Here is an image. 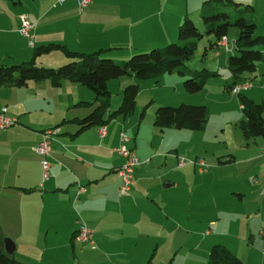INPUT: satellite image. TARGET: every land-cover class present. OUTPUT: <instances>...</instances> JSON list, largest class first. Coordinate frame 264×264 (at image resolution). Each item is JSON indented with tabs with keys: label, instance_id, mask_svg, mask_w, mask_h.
Instances as JSON below:
<instances>
[{
	"label": "crops",
	"instance_id": "0c3cea01",
	"mask_svg": "<svg viewBox=\"0 0 264 264\" xmlns=\"http://www.w3.org/2000/svg\"><path fill=\"white\" fill-rule=\"evenodd\" d=\"M204 1L93 0L81 11L77 0L62 3L0 0V62L12 65L29 61L34 58L35 48L51 43L81 53L107 50L102 57L124 62L136 53L177 42L179 27L186 17L204 28L201 19ZM235 1L254 8L256 32L264 34V30H259L258 15V12L264 14V0ZM20 14L33 23L31 36L19 31ZM237 36L231 40L227 36L229 51L223 46L213 49L236 54ZM208 39L216 40L214 36ZM200 47L206 52L205 67L216 69L219 62L208 58L213 49L206 42L199 43ZM260 49L264 52V46ZM228 59L225 56L224 63L228 64ZM36 61L56 67L67 63L68 58L60 50H53L39 55ZM260 69L264 70V65ZM164 76L167 77L162 82L172 83L168 85L174 87L176 95L183 93V77L176 72ZM127 77L108 82L109 89L118 85L122 96L118 106L110 104L105 117L120 107L124 88L137 78ZM229 79L222 82V92L232 83L231 74ZM250 88L249 84L241 92ZM137 100L129 115H117L104 124L81 129L78 119L89 115L98 105L89 87L72 81L54 86L49 79L29 81L24 86H0V109L5 107L7 115L17 119L15 125L0 132V235L14 241H62L46 247L25 243L22 250L18 246L14 255L18 260L26 264H146L148 261L167 264L157 257V252L150 254L151 247L158 244L153 242L157 239L155 229H171L180 224V228L192 230V218L182 214L193 205L194 176L204 178L208 173L201 172L196 163L180 166L177 149L175 154L167 156L163 146L154 145V138L146 142L147 134L143 131L149 129L156 134L155 128L159 127L148 126L144 119L146 108L138 114ZM55 127L60 128V133L52 140L48 158L51 167L45 177L44 156L36 146L43 132ZM121 131L128 135L126 145L139 159L134 169V184L129 194L122 196L118 169L125 158L116 151ZM263 148L254 157L240 161L231 155L224 163L259 160L264 158ZM183 152L189 154L190 150ZM253 183L260 188L253 191L245 184L228 185L223 195L242 201L248 194L261 193L264 182L258 183L256 179ZM80 187L85 191L79 193ZM80 218L92 231L89 241L75 236ZM246 220L241 223L242 232L238 236L233 234L228 241L244 242L248 235V250L236 253L234 243L222 242L234 254L239 253L246 264H257L255 260L251 262L250 255L253 248L256 255L257 241L264 246V217H257L254 223ZM123 226L136 231L131 239L119 229ZM1 249L5 252L3 245ZM174 250L170 247L168 251L171 254Z\"/></svg>",
	"mask_w": 264,
	"mask_h": 264
},
{
	"label": "rangeland",
	"instance_id": "374dc122",
	"mask_svg": "<svg viewBox=\"0 0 264 264\" xmlns=\"http://www.w3.org/2000/svg\"><path fill=\"white\" fill-rule=\"evenodd\" d=\"M226 9L231 12L234 18L236 12L234 13L233 8L228 6ZM258 15L259 30H264V14L258 12ZM199 29L204 31L202 26ZM238 34L239 29L231 27L228 35L229 39L231 40ZM256 34L259 33L256 32ZM203 42H206L210 48L211 41H209L207 36L199 41L201 44ZM215 49L210 52L208 58L209 61L219 62L216 69H210L211 72H219V75L210 78L216 80L209 82V79L204 89L200 92H187L183 81V93H180V91L176 95L174 87L168 85L172 83L162 82V79L167 76H163L159 81L156 79L134 78L135 82H132L139 85L138 114L146 108L144 119L148 123V126L152 125L154 127L155 111L158 107L178 106L184 103L189 105H205L209 110L208 123L204 129L199 131L177 129L173 126H168L164 129L155 128L156 134L149 129L143 131V134L145 132L147 134L148 139L146 138V142L147 140L150 142L154 138V145L159 144L163 146V150L167 156L175 154V150L177 149L179 159L186 160V163H196L198 168L199 162L203 160L205 164L204 171L208 173V175H204V178L194 176L193 205L190 207V211L182 214L183 216L186 215V217L190 216L192 218V230L187 231L180 228V224L171 226L174 227L171 229L161 227L155 229L157 239L153 242L158 244L156 247H151L150 254L157 252V257L164 262L166 261L167 264H208L210 248L216 244L224 245L223 242L225 241L234 243L233 248L236 253L244 252L249 247V242L246 241L248 235L245 237L244 242L235 239H232V241L228 240L233 234L234 236H238L242 232L243 226H241V223L242 225L246 223L248 221L246 218L249 219V222L253 221L254 223L257 217H264V188L261 189V193H256L255 195L248 194L246 199L242 201L235 197L223 195V190H226V186L228 185L245 184L249 188H252L253 191L260 188L259 184H254L253 182L256 179L258 183L264 182L262 177L264 176V158L251 162H237L236 164H225L224 161L231 155L236 156L241 161L254 157L259 152L261 154V149L264 146V137L258 136L247 139L244 136L240 124L246 117L240 106L239 95L228 91L222 92V82L230 80L228 64L224 63V58L225 56H229L230 58V56L237 55V53L225 52L226 50L222 48ZM206 60V53L200 47L186 65L191 69L201 70L205 68L204 63ZM64 64L66 63L58 64L54 68L58 69ZM263 65V63H259V68L255 75L249 80L238 84H250L251 88L243 90L242 95L257 103L264 101V70L260 69ZM127 78V76L122 77V79ZM142 83L144 84L142 85ZM109 91L111 92V106H118L119 98L122 96L119 86L114 85ZM223 93H225V96H223ZM183 151L189 152V154ZM262 154L264 156V148ZM163 159L162 161H164ZM190 166L195 167L192 164ZM262 169L263 171L261 172ZM83 220L82 218L79 219V227L86 224ZM240 226L241 228L239 229ZM119 229L123 230L124 233L126 232L130 239L136 232L133 228L125 226L119 227ZM262 231L264 232V229ZM222 234H224L223 237H221ZM218 240L223 242L219 243ZM53 242L62 241H15L17 247L20 246L21 250L22 245L25 243H39L40 246L46 247V245L49 246ZM170 247L175 248L171 254L168 251ZM255 248L256 255H253V248V252L250 255L251 262L255 260L257 264H262L264 246L261 244V241L255 243ZM238 254L236 255L238 256Z\"/></svg>",
	"mask_w": 264,
	"mask_h": 264
},
{
	"label": "trees",
	"instance_id": "16d2710c",
	"mask_svg": "<svg viewBox=\"0 0 264 264\" xmlns=\"http://www.w3.org/2000/svg\"><path fill=\"white\" fill-rule=\"evenodd\" d=\"M232 7L235 17H232L226 7ZM201 19L204 31L189 17H186L179 27L178 41L172 42L162 48H153L149 52L132 55L124 62L102 57L107 50L94 53H81L70 50L62 44L51 43L34 49V58L22 63L7 65L0 62V86H24L29 81L49 79L54 86H59L63 81L81 83L95 93L97 107L84 118L78 119L81 129L92 125L106 123L117 115H129L135 108L139 85L128 84L123 91V100L120 107L108 114L111 104V92L108 82L127 75H135L139 79H156L159 81L166 74L178 73L184 78L187 92L197 93L204 89L207 81L218 76V72H211L206 67L195 70L187 67L186 63L195 55L199 41L205 36H214L210 48L218 47V40L228 36L231 27H237L239 34L235 40L237 55L228 59V70L232 76V83L226 85V90H231L243 81L252 78L257 72L258 64H264V35L256 34L254 8L243 5L235 0H205ZM60 50L68 62L58 69L40 65L36 57ZM206 53V52H205ZM240 104L245 113V120L240 124L244 136L264 137V101L257 103L252 99L238 94ZM209 110L205 105L180 104L178 106H162L155 111V126L164 129L173 126L177 129L199 131L206 127ZM3 239L0 235V264H26L15 256H10L2 251ZM146 264H156L148 261ZM208 264H246L228 247L220 244L212 246L209 253Z\"/></svg>",
	"mask_w": 264,
	"mask_h": 264
},
{
	"label": "built area",
	"instance_id": "2783aa9c",
	"mask_svg": "<svg viewBox=\"0 0 264 264\" xmlns=\"http://www.w3.org/2000/svg\"><path fill=\"white\" fill-rule=\"evenodd\" d=\"M63 1L64 0H58L59 3H62ZM92 1L93 0H77V3L79 5L80 10L83 11L90 3H92ZM19 19H20L19 31L26 36H31L33 23L27 18L25 14H20ZM221 38H224V36ZM229 50H230L229 47H227V51ZM247 86L248 85H236L231 90V93L239 94L241 93V90L243 88H247ZM16 122H17V119L15 117H11L7 115V109L5 107L0 109V132L12 127L13 125L16 124ZM104 129H105L104 127L101 129V134L104 133ZM59 133H60L59 127L45 130L43 132V137L41 141L36 146V150L41 155L44 156V159L42 161V166H43L45 177L48 176V172L51 167V162L48 159L51 153V143H52L54 136ZM119 140H120V143L116 147V151L125 158L124 163L118 169V174L121 178L119 194L122 196V195L129 194L134 184L133 174H134L135 167L139 164V159L136 156L135 152L126 145V142L129 140V137L125 131L120 132ZM185 164H186V160L180 159L179 165L183 166ZM198 165H199V170L201 172L204 171V165H205L204 161L201 160ZM84 191L85 189L83 187H80L79 193H82ZM91 235H92V231L87 227L86 224H83L81 227H79L75 236L77 237L78 240L85 242V241L90 240Z\"/></svg>",
	"mask_w": 264,
	"mask_h": 264
},
{
	"label": "water",
	"instance_id": "95a60500",
	"mask_svg": "<svg viewBox=\"0 0 264 264\" xmlns=\"http://www.w3.org/2000/svg\"><path fill=\"white\" fill-rule=\"evenodd\" d=\"M3 247L6 254L14 256L17 250V245L15 241L10 237H4Z\"/></svg>",
	"mask_w": 264,
	"mask_h": 264
},
{
	"label": "bare ground",
	"instance_id": "6f19581e",
	"mask_svg": "<svg viewBox=\"0 0 264 264\" xmlns=\"http://www.w3.org/2000/svg\"><path fill=\"white\" fill-rule=\"evenodd\" d=\"M218 45L219 46H223L227 49V47H229V42H228V39H227V36H224V38H221L218 40Z\"/></svg>",
	"mask_w": 264,
	"mask_h": 264
}]
</instances>
